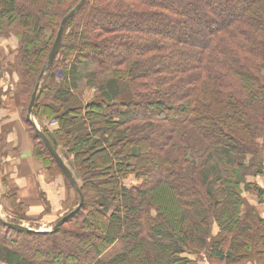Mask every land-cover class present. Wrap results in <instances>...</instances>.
<instances>
[{
	"label": "trees",
	"instance_id": "obj_1",
	"mask_svg": "<svg viewBox=\"0 0 264 264\" xmlns=\"http://www.w3.org/2000/svg\"><path fill=\"white\" fill-rule=\"evenodd\" d=\"M79 1L0 0V37L19 42L16 60L0 63L19 79L2 95L19 91L25 112L59 23ZM85 2L32 110L54 125L41 131L55 151L72 158L83 204L55 232L0 220V263L200 264L205 252L211 264H264V219L246 197L264 201V0ZM44 25L52 42L42 50ZM74 61L90 64L89 86L102 81L83 104ZM26 121L34 158L74 195L66 215L79 195ZM9 191L6 221L23 224L25 204ZM115 243L118 254L102 258Z\"/></svg>",
	"mask_w": 264,
	"mask_h": 264
},
{
	"label": "rangeland",
	"instance_id": "obj_2",
	"mask_svg": "<svg viewBox=\"0 0 264 264\" xmlns=\"http://www.w3.org/2000/svg\"><path fill=\"white\" fill-rule=\"evenodd\" d=\"M44 32H45L44 37L42 38V40L40 41L39 46H38L39 48L41 47L42 50L44 49L43 47H45L48 43L50 44L52 42V32H51V30H49L47 28V25L44 27ZM56 34H55V37H56ZM55 37H54V39H55ZM11 39L16 40L17 41L16 42L17 45H14L13 46V45L7 44V43H9V41ZM53 42H54V40H53ZM18 45H19L18 38L14 35V33L10 34L8 37H0V63H1L2 60H4V61L7 60L6 62H8V61L14 62V60H16L15 57L19 56V50H18L19 48H18ZM13 48H15V49H13ZM7 57H11V58L10 59H7ZM73 64L75 66H77V68H79L77 70V72H76L77 79H76V87H75L76 89L74 90L75 91L74 94H76L78 96H81V101H82V104H83L84 101H88V100L92 99L93 94L97 92V88L96 87H98V85L102 81H99L98 84H96V85L89 86V83L91 82V79H90L91 76L89 74V73H91V66H89L90 64L89 65L88 64H84L83 66H81L80 64L77 63V61H74ZM64 67H67L69 69V67L67 66V64H63L60 69H63ZM56 75L59 77L60 80L62 79L61 70H59ZM6 77H7V81H4L3 80L2 83L0 82V91H1V94H0V105H1V102H2V104H4L7 101H10V103L12 101L16 105L18 104V107H19L18 115H20V119L23 121L25 127L22 125V123H21V125L27 131V127H29L30 125L26 121L27 111L25 112V109L24 108H23V110L20 109L19 101L21 100V98H20V95H19V91L13 90V91H10L8 95H2L3 92L4 93L6 92V89L9 86V84H12V82H18V80H19L18 79V76H16L15 74H12V75L9 76L7 74ZM5 82L8 84L7 87H5L6 86V83ZM28 95L26 96V104L29 102V100L31 98V97L28 98ZM41 98H43V99H41ZM48 99H49V96L48 95H42L40 97V100H43V101H47ZM0 107H2V105ZM32 118H33L34 124L36 123L35 124L36 125L35 130L37 129L39 132H42L41 130L44 129V128H46V129L49 130V129H51V128L54 127L53 124H49L48 125L45 122L46 121L45 119L39 120L35 116L34 117L32 116ZM26 124H28L29 126H27ZM27 133H29V132L27 131ZM158 136L159 135H157L155 137L152 136L153 137L152 138V141L153 142L156 141L158 139ZM32 142H33V140H32ZM5 152L6 153H4V156L5 155H9L11 159H13L15 157V154H16V156L18 155V152L16 151V148L14 149V151L9 150L7 152V150H5ZM56 153H57V155H59L60 159L63 160L64 164L66 165V167L68 168V170L70 171V173L73 175V177L75 178V180L77 182V185L79 186L80 180L78 178V175L75 172L72 158L67 154V152L60 145H57V152ZM4 156L1 155V158L7 159ZM30 157L32 158L33 163H34V164H32V166L35 167L34 172L45 171L46 172V175H45L46 176L45 177L46 180L50 176H55V177L61 176L59 173L56 174V175H52L46 169H44L43 168V165L41 164V162L38 161L36 158H34V156H33V150L31 151ZM1 158H0V160H1ZM1 164H2V162L0 163V174H1ZM15 164H14V162H12L10 164V167L11 168L15 167ZM37 166L39 167V169L37 168ZM13 169H15V168H13ZM43 174H44V172H43ZM246 175H251V174L248 171H246ZM261 178H264V174H263V177H261ZM246 179L249 180V181H252L251 176H247ZM132 181H133V177L130 178L128 181H126V183L127 184H130V182H132ZM2 184L4 185V183H2ZM2 184H0V188H1V191L3 192L4 190H3V185ZM69 187L71 188L70 183H69ZM16 191H18V190H14V192H16ZM8 192H10L9 191V188L6 189L2 194L0 193V201H1L2 198H3V200H5L4 195L6 193H8ZM21 194H22V192L20 193V195ZM61 195H62L61 203H62V207L63 208L60 209V211H59V209L56 210L53 213V215L51 216L52 218H50L49 220H45V215H48L50 213V209L48 208L49 207V204H47L46 200H44L43 198H41L39 196L40 201H37V204H41L42 205V211L41 212H37V211L32 212L31 211V208H32L31 205L32 204H30L32 201L30 202L28 199H26L22 195H21V197L19 196V198L21 199V201L23 202V204H25V208L22 210V212L25 213L24 214L25 220H20V219L19 220L22 221L23 222V225L26 226V227H28V228L29 227L30 228H32V227H36V228L41 227V229L50 230L55 225L54 223L57 220H59L60 217H62L65 213H67V211L69 209H71L73 207V204H74L73 203V201H74V197L73 196L74 195H72L71 194V191L67 188L66 183H65V180H64L63 189L61 191ZM37 199H38V197H37ZM3 200L1 201V204H3L2 208H1V218L10 221L11 218H12L11 211H10V206L8 205V202L7 201H6L7 202V204H6ZM4 205H5V207H4ZM47 205H48V207H47ZM48 209H49V211H45L44 212V210H48ZM29 212H30V214H33V215L29 216ZM54 217H55V219H54ZM42 223L45 226H42L41 225ZM61 238H62V236H61ZM14 242H15L16 246H19L20 245V247L23 248V250H24V252L26 254L28 253L26 251V248H27L26 247L27 246V244H26L27 242L26 241H24L23 239L22 240L18 239V240H15ZM117 244L118 243H115V245L112 248H110L106 253H104V256L102 258L105 257L107 259H111L113 256H115L116 254H118V252L120 251V247ZM57 245L59 247H61V245H63V243H61V241H59L57 243ZM62 250L63 249H60V251H62ZM76 254L78 255L79 252L77 251ZM62 255L63 256L67 255V253H66L65 250L62 251ZM205 255L208 256L205 252L198 254V256H199L198 258H199L200 262L204 259ZM59 260L60 261H63L62 260V256L59 257Z\"/></svg>",
	"mask_w": 264,
	"mask_h": 264
},
{
	"label": "crops",
	"instance_id": "obj_3",
	"mask_svg": "<svg viewBox=\"0 0 264 264\" xmlns=\"http://www.w3.org/2000/svg\"><path fill=\"white\" fill-rule=\"evenodd\" d=\"M16 42V40L11 39L7 44L14 46L17 45ZM10 58L11 57H7V59ZM6 61L7 60L4 61L5 65ZM6 75V73H0L1 83L3 82V80L7 81ZM7 85L8 84L6 83L5 87H7ZM18 110V105L14 104L12 101L11 103L10 101H7L6 103L2 104V107H0V158L1 155L4 156V153H6L5 150H7V152L9 150L14 151V149L16 148V151L18 152V155L16 156L15 154V157L13 159H11L9 155L4 156L7 159L1 158L0 163L2 162V164L0 184L4 183V185L2 184L4 191L8 188L12 189V191L18 190L17 194L20 197L22 195L30 202L32 201L30 203L32 204V212L42 211V205L37 204V201H40L39 196L46 200L47 204H49L50 213L48 215H45V220H49L50 218H52L51 216L56 210L59 209L60 211V209L63 208L61 203V191L64 186V178L63 176H50L46 180L45 171L34 172L35 167L32 166V164L34 163L32 158L30 157L31 151L33 150V142L30 134L27 133L25 128H23V126L25 127V125L20 119V115H18ZM21 123L23 126L21 125ZM12 162H14V164L16 163L15 167H13L15 169L10 167V164ZM37 168L39 169L38 166ZM256 182L264 189V178H258ZM20 191L22 192L21 195ZM3 192L0 188V193L2 194ZM246 197H248V200L252 205H255L257 211H259V214L264 219V201L257 205L258 199L255 196L247 194ZM2 200L3 198L1 199V201ZM1 201L0 216L1 208L3 206V204H1ZM3 201L7 204L6 200ZM31 215L33 214H30L29 212V216ZM41 225L45 226L43 223ZM38 230L45 231L46 229H41V227H39Z\"/></svg>",
	"mask_w": 264,
	"mask_h": 264
},
{
	"label": "water",
	"instance_id": "obj_4",
	"mask_svg": "<svg viewBox=\"0 0 264 264\" xmlns=\"http://www.w3.org/2000/svg\"><path fill=\"white\" fill-rule=\"evenodd\" d=\"M86 0H80L78 2V4L72 8L67 15L64 16V18L60 21V24L58 26L57 29V34L56 37L54 39V42L52 44V49L46 59V63L43 66L42 70L40 71L39 77L35 83V86L33 88V93L31 95V98L28 102V108H27V114H26V119L30 122V124L32 125V127L35 129L36 125L33 122V118H32V110H33V106H34V102L37 99V93H38V89H39V85L41 83V81L44 79L45 77V73L51 68V66L54 63V58L57 55L59 49H60V43L64 34V29L67 25V22L69 20H71L72 18H74L73 16L81 9V7L86 3ZM36 133H38V135L40 136L42 142H44V146L47 148L49 154L52 156L53 160L56 162L57 166L60 168L62 174L68 179L70 185L72 188H75L76 192L79 195V204L74 208V210L64 216H62V218H60V220L58 222L55 223V225L50 229V230H46V231H41V230H35V229H30L26 226H24L23 224H13L10 223L4 219L1 218L0 216V220L3 221L8 227H10L13 230H18V231H23V232H27V233H46V232H55L56 229H58L60 227V225H62L65 221H67L69 218H71V216L79 210V208L81 207V205L83 204L82 202V195H81V191L80 188L77 185V182L75 180V178L73 177V175L70 173V171L68 170V168L66 167V165L64 164L63 160L60 159L59 155H57L55 149L53 148V146L51 145V143L49 142L48 138L44 135V133L39 132L37 129L35 130Z\"/></svg>",
	"mask_w": 264,
	"mask_h": 264
},
{
	"label": "built area",
	"instance_id": "obj_5",
	"mask_svg": "<svg viewBox=\"0 0 264 264\" xmlns=\"http://www.w3.org/2000/svg\"><path fill=\"white\" fill-rule=\"evenodd\" d=\"M200 264H211L207 256L205 255L204 259L200 262Z\"/></svg>",
	"mask_w": 264,
	"mask_h": 264
}]
</instances>
